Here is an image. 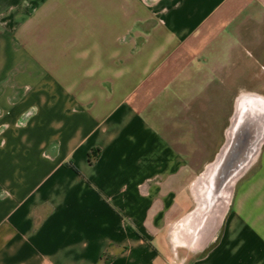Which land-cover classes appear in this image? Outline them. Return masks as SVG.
Segmentation results:
<instances>
[{
	"label": "crops",
	"instance_id": "0c3cea01",
	"mask_svg": "<svg viewBox=\"0 0 264 264\" xmlns=\"http://www.w3.org/2000/svg\"><path fill=\"white\" fill-rule=\"evenodd\" d=\"M262 63L264 0H0V264H164ZM249 174L185 264H264V159Z\"/></svg>",
	"mask_w": 264,
	"mask_h": 264
},
{
	"label": "water",
	"instance_id": "95a60500",
	"mask_svg": "<svg viewBox=\"0 0 264 264\" xmlns=\"http://www.w3.org/2000/svg\"><path fill=\"white\" fill-rule=\"evenodd\" d=\"M263 149L264 94L242 87L233 98L221 145L184 190L190 209L162 234L170 264H185L180 251L198 257L217 242L236 187L258 164Z\"/></svg>",
	"mask_w": 264,
	"mask_h": 264
},
{
	"label": "rangeland",
	"instance_id": "374dc122",
	"mask_svg": "<svg viewBox=\"0 0 264 264\" xmlns=\"http://www.w3.org/2000/svg\"><path fill=\"white\" fill-rule=\"evenodd\" d=\"M250 79H251V77L250 76H248V77H244V80H243V88H247V89H249V90H251L252 89V87H250L249 85H246V83H245V81H247V83L248 82H250ZM254 91L255 92H258V93H262V94H264V83H261V84H259V85H256L254 88ZM232 102H233V100H232ZM232 102H231V107H232ZM230 113H231V111H230ZM230 113H229V115H230ZM228 115V116H229ZM227 116V117H228ZM263 151H264V149H263ZM262 156L260 157V159H264L263 158V155H264V152H263V154H261ZM254 169V168H253ZM253 169L250 171L251 173H252V171H253ZM250 175V174H249ZM157 246V248L159 249V250H161V251H164V249L163 248H161V246L160 245H156ZM172 260V256L170 255V254H167V257L166 258H164V264H169V262Z\"/></svg>",
	"mask_w": 264,
	"mask_h": 264
},
{
	"label": "flooded vegetation",
	"instance_id": "af4514ba",
	"mask_svg": "<svg viewBox=\"0 0 264 264\" xmlns=\"http://www.w3.org/2000/svg\"><path fill=\"white\" fill-rule=\"evenodd\" d=\"M257 73L258 74L264 73V64L263 63L258 67ZM245 83H246V85H249L252 88H254L256 86V83L252 79H250V82H248V83H247V81H245ZM242 86H243V84H242Z\"/></svg>",
	"mask_w": 264,
	"mask_h": 264
},
{
	"label": "trees",
	"instance_id": "16d2710c",
	"mask_svg": "<svg viewBox=\"0 0 264 264\" xmlns=\"http://www.w3.org/2000/svg\"><path fill=\"white\" fill-rule=\"evenodd\" d=\"M93 154H94L95 158L98 156V153H93Z\"/></svg>",
	"mask_w": 264,
	"mask_h": 264
}]
</instances>
